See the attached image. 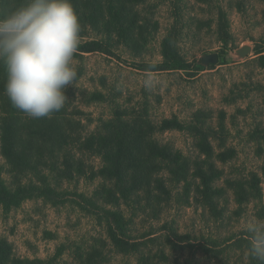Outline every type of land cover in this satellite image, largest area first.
I'll list each match as a JSON object with an SVG mask.
<instances>
[{
	"label": "rangeland",
	"instance_id": "374dc122",
	"mask_svg": "<svg viewBox=\"0 0 264 264\" xmlns=\"http://www.w3.org/2000/svg\"><path fill=\"white\" fill-rule=\"evenodd\" d=\"M130 9L128 35L87 29L80 43L100 51L73 57L77 78L64 108L74 126L63 150L75 153L83 175L59 183L51 166L23 173L2 160L8 186H40V173L57 194L0 206L9 264L250 262L247 224L264 219V0H143ZM132 23L141 30L133 39ZM214 56L216 64L204 62ZM164 121L174 127L162 129ZM122 125L148 150L171 149L193 174L208 175L220 195L217 216L193 178L170 182L172 198L155 212L144 195L105 203L100 193L112 184L99 176V152ZM159 168L155 179L164 177ZM107 212L125 217L117 230L125 250L110 239ZM209 240L221 245L217 258L202 251Z\"/></svg>",
	"mask_w": 264,
	"mask_h": 264
},
{
	"label": "trees",
	"instance_id": "16d2710c",
	"mask_svg": "<svg viewBox=\"0 0 264 264\" xmlns=\"http://www.w3.org/2000/svg\"><path fill=\"white\" fill-rule=\"evenodd\" d=\"M71 2L82 26L80 37H84L87 29L102 33H105V30L111 35L118 34L119 37H123L129 34L128 26L131 24L129 15L133 12L130 8L134 7V4L143 3V0H71ZM21 3L23 0H0V14ZM135 25L136 23H132V39L134 32L141 31L136 30L138 26ZM94 45L80 43L77 50L84 53L100 51ZM170 67L175 69L173 65ZM4 79V70L0 65V206L6 209L18 207L23 201L32 199L34 195L55 201L57 198L55 190L48 184L47 176H41L40 173H38L40 186L34 184L27 186L22 183H19L17 187L8 186L4 178L2 160L14 167L18 166L17 171L23 173L32 169L33 166L37 167L36 169L40 166L45 168L51 166L50 171L58 175L59 183L73 181L77 176L83 175L75 153L63 150L64 145L69 141L70 131H73V121L67 117L64 107L54 113L51 118H24L25 116L12 106L4 94ZM173 123L164 121L162 129H172ZM122 124L124 125L123 122ZM123 125L110 134L116 140L115 145H110L107 152H99L103 164L99 176L104 178V187L107 186V182L112 184L110 190L106 189L105 192L100 190L105 203L116 206L123 200L127 203L128 200L139 199L144 195L145 201H148V207L150 206L155 212L157 203L172 198L170 182L179 186L183 183L189 185V180L193 178L200 179L195 191L201 202L212 211L213 215L217 216V198H220V195L214 182L208 179V175L193 174L188 168L190 165L176 158L171 149L156 146L148 150L144 140L136 139L137 134H133L134 130L125 129ZM159 164L163 167L161 170L164 171V177L155 179V176L160 174ZM190 196L191 192L187 197L190 199ZM87 202L90 203V201ZM107 214L110 215L108 221L113 222L109 228L110 239L117 248L121 247L125 250L126 246L121 245L117 235V230H121L125 217L120 212L115 214L107 212ZM241 241L238 246L243 247L241 246L243 241ZM247 242L248 240H246L245 248H247ZM220 249L221 245L209 240L202 251L207 256L217 258L221 254ZM249 258L248 264H259V261ZM10 259L7 245L0 242V264H9ZM148 263L145 262V264ZM25 264H40V262L27 261Z\"/></svg>",
	"mask_w": 264,
	"mask_h": 264
},
{
	"label": "clouds",
	"instance_id": "9594fccd",
	"mask_svg": "<svg viewBox=\"0 0 264 264\" xmlns=\"http://www.w3.org/2000/svg\"><path fill=\"white\" fill-rule=\"evenodd\" d=\"M81 30L71 0H23L0 14L4 94L26 118H51L65 106L66 89L77 78ZM246 230L248 255L264 264V219L248 222Z\"/></svg>",
	"mask_w": 264,
	"mask_h": 264
},
{
	"label": "water",
	"instance_id": "95a60500",
	"mask_svg": "<svg viewBox=\"0 0 264 264\" xmlns=\"http://www.w3.org/2000/svg\"><path fill=\"white\" fill-rule=\"evenodd\" d=\"M204 62H210V63L216 64L218 62V57L214 56L211 58H206V59H204Z\"/></svg>",
	"mask_w": 264,
	"mask_h": 264
}]
</instances>
